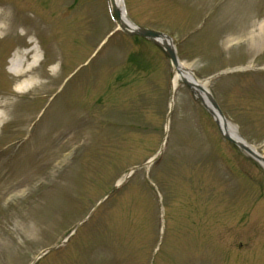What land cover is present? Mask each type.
Instances as JSON below:
<instances>
[{
  "label": "rangeland",
  "instance_id": "rangeland-1",
  "mask_svg": "<svg viewBox=\"0 0 264 264\" xmlns=\"http://www.w3.org/2000/svg\"><path fill=\"white\" fill-rule=\"evenodd\" d=\"M123 3L264 154V0ZM0 25V264H264V167L108 0H0Z\"/></svg>",
  "mask_w": 264,
  "mask_h": 264
},
{
  "label": "bare ground",
  "instance_id": "bare-ground-1",
  "mask_svg": "<svg viewBox=\"0 0 264 264\" xmlns=\"http://www.w3.org/2000/svg\"><path fill=\"white\" fill-rule=\"evenodd\" d=\"M110 5H111V7L116 6V7H119L121 9L122 14H123V19H124L125 23L129 26V28H132V29L137 28V25L134 24L129 19V17L127 16V13L125 12L123 0H110ZM1 26L2 25H0V27ZM159 42L162 45L167 44L166 43L167 40L163 37L159 39ZM30 51L32 52V58H31L32 64H34V63L36 64L39 60V56H38L37 52L35 51L34 47L31 48ZM28 52L29 51H22V50L18 49L14 53L13 57L10 60L9 70L18 79L16 86H15V89L17 91H22L24 89H27L32 84H35L38 80L37 76L35 74H29L30 71L33 69L32 67L31 68L29 67L30 64L26 67V64H25L26 59L24 60V57L27 56ZM185 69H188L187 64L184 61L179 60V64L177 66H175L173 69V77H172V81H171L173 91L176 90L178 88L180 82H182L185 79V80L194 84V89H195L196 95L201 97L202 100L204 101V103L212 109V106H211V103L209 100V95H208L209 91H208V87H207V84H208L207 79L201 80V79L195 77V75L192 73L191 70L189 72H187ZM52 70H53V67L51 68V71ZM213 111H214V117L219 122L220 127L222 128V131L229 134L233 139H235L239 143H242L245 146H248L254 152H256L257 154L264 157V154L259 153V151L256 149V147H254L249 142H247L239 134L238 128L236 125H234L227 118L222 117L216 109H214ZM10 113H11V109L9 107V102L2 100L0 102V125H1V123H3L4 121H6L8 119L7 116Z\"/></svg>",
  "mask_w": 264,
  "mask_h": 264
},
{
  "label": "water",
  "instance_id": "water-1",
  "mask_svg": "<svg viewBox=\"0 0 264 264\" xmlns=\"http://www.w3.org/2000/svg\"><path fill=\"white\" fill-rule=\"evenodd\" d=\"M110 13H111V17L112 19L115 21V23L117 24V26L123 30L124 32L130 34V35H136V36H140V37H144L146 39H149L151 42H153L157 47H159L166 55V57L170 60L173 68L175 66H177L179 64V57L177 54V49L173 43V39L171 36H169L168 34L159 31V30H155L152 28H148V27H140L137 26L136 29H132L129 28V26L125 23L124 19H123V14L122 11L119 7H111L110 6ZM165 38L167 40V44L162 45L159 42L160 38ZM187 72H189V69H185ZM221 73L215 75L218 76ZM173 75V73H172ZM211 78L207 79V81H209ZM183 83L185 85H187V87H189V89H191L192 93L195 95L196 99L201 101L203 103V105L205 106V108L214 116V109H216L220 115L222 117L225 118L223 111L220 109L217 101L215 100V98L213 97V95H211V93H208L209 95V100L212 106V109L210 107H208L204 101L202 100L201 97L197 96L195 93V89H194V84L187 81V80H183ZM216 120V119H215ZM217 124L219 125V128L222 132V134L224 135L225 139H227L228 141L234 142L236 143L242 150H244L247 154H249L250 156H252L255 160H257L258 163H260L263 167H264V157H262L261 155L257 154L256 152H254L251 148H249L248 146H245L242 143H239L238 141H236L235 139H233L229 134L225 133L224 131H222V128L220 127L219 122L216 120ZM138 169V167L133 168L132 170H136ZM47 251L46 250L43 252V254H45Z\"/></svg>",
  "mask_w": 264,
  "mask_h": 264
}]
</instances>
